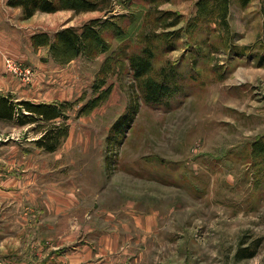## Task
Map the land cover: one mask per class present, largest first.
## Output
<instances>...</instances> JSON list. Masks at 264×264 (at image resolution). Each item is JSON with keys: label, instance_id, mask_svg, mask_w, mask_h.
<instances>
[{"label": "rangeland", "instance_id": "rangeland-1", "mask_svg": "<svg viewBox=\"0 0 264 264\" xmlns=\"http://www.w3.org/2000/svg\"><path fill=\"white\" fill-rule=\"evenodd\" d=\"M196 1L116 0L109 12L23 18L0 0V57L32 74L16 77L21 90L10 94L69 104V135L54 152L35 145L39 127L0 120V264H264V155L252 150L264 144V0H231L230 32L211 36L210 49L184 31L174 50L159 52L156 66L180 64L187 75L170 107L136 99L126 67L98 87L107 53L59 64L31 41L98 17L114 23L104 27L109 45L138 50L142 30H162L148 19L171 10L180 22L166 29L184 26ZM191 49L201 53L197 65ZM50 68L56 73L45 77ZM136 103L121 142L111 144L113 124ZM104 231L116 238L103 254ZM245 246L255 255L237 259ZM83 249L98 262L87 263Z\"/></svg>", "mask_w": 264, "mask_h": 264}, {"label": "trees", "instance_id": "trees-1", "mask_svg": "<svg viewBox=\"0 0 264 264\" xmlns=\"http://www.w3.org/2000/svg\"><path fill=\"white\" fill-rule=\"evenodd\" d=\"M142 1L152 6L168 0ZM230 3L231 0H197L195 14L187 19L186 25L174 29L166 28L178 25L181 16L171 10H161L160 15L153 18V21L148 19L147 24L155 22L154 24L161 26L162 30H142L138 50L125 43H120L117 47L109 45L104 27L108 21L114 23L112 20H101L98 17L89 19L80 27L64 26L54 32L52 39L46 33L34 34L31 41L35 47L47 46L51 56L59 64L67 63L78 55L94 59L101 53H107L100 69L104 76L98 87L106 84L109 73L115 74L118 67H126L134 81L132 86L137 92L136 99L140 97L147 104L170 107L172 100L185 92L187 75L180 64L169 62L156 66L155 60L159 52L174 50L184 31L195 43L208 49L212 47L208 39L215 36L214 34L220 37V31L223 30L226 38L230 32ZM7 4L19 7L21 16L30 18L37 11L51 13L68 9L75 13L94 10L109 12L115 8L116 0H7ZM163 16L170 20L160 23ZM191 50L197 56L194 59V65H197L201 53L196 52V49ZM199 52L206 53L202 49ZM68 109L69 104L65 101L34 102L16 99L10 93L0 92V120L11 121L18 126L32 124L34 129L39 127L40 134L34 139V143L45 152L56 151L68 137ZM129 110V114L119 117L113 124L108 135L111 144L121 142L138 111V103L130 106ZM258 143L253 142L252 150L263 156L264 144ZM256 247H238L235 257L250 258L255 255Z\"/></svg>", "mask_w": 264, "mask_h": 264}, {"label": "crops", "instance_id": "crops-1", "mask_svg": "<svg viewBox=\"0 0 264 264\" xmlns=\"http://www.w3.org/2000/svg\"><path fill=\"white\" fill-rule=\"evenodd\" d=\"M0 62H2V58L0 57ZM47 64V65H46ZM49 63L45 62V65L48 66ZM39 66V64L37 65ZM51 70L49 71H45V77L49 75V77H51V73H56V69L54 68H50ZM48 84V82H47ZM46 84V85H47ZM22 86V85H21ZM21 90V88L19 87V81L16 79V77L4 72L3 70L0 71V92L3 93L2 91H4V93H12V92H16ZM45 102V101H44ZM152 217H147L146 219V223L149 224L151 222ZM113 233L112 232H106L104 231L100 236H99V242H100V252L101 253H105L107 249H111V246L115 245V238L113 240ZM113 244V245H112ZM78 250V249H76ZM83 255L87 261V263H90V261H95L98 262V260H90V257H92V255L90 254L91 251L83 249L82 250ZM95 254V253H94ZM102 254V255H103ZM99 256L101 255L100 253L98 254ZM104 255L101 257V260H103Z\"/></svg>", "mask_w": 264, "mask_h": 264}, {"label": "built area", "instance_id": "built-area-1", "mask_svg": "<svg viewBox=\"0 0 264 264\" xmlns=\"http://www.w3.org/2000/svg\"><path fill=\"white\" fill-rule=\"evenodd\" d=\"M4 71L14 77H18L23 82H28L31 79V69L22 65V63L9 55L2 57L0 62V71Z\"/></svg>", "mask_w": 264, "mask_h": 264}]
</instances>
